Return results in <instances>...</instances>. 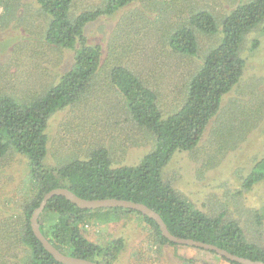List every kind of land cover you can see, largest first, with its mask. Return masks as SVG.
<instances>
[{
	"label": "trees",
	"instance_id": "16d2710c",
	"mask_svg": "<svg viewBox=\"0 0 264 264\" xmlns=\"http://www.w3.org/2000/svg\"><path fill=\"white\" fill-rule=\"evenodd\" d=\"M24 1L0 0V27L16 20L24 26L27 22V27L33 30L42 28L39 43L49 49H59L71 58L65 70L41 90L31 94L24 93L25 90L17 92V84L10 88L9 78L8 88L0 87V170L6 171L15 155L26 159L25 191L0 193L3 209L0 213V264H65L44 248L30 224V216L44 194L58 187L68 188L85 199L117 198L143 203L162 217L173 235L214 244L235 255L264 262V246L248 241L239 222L223 213L206 214L162 178L163 168L176 151L197 147L209 122L221 116L220 110L225 114L231 111L223 106L222 100L243 75L247 61L241 51L246 35L253 30L264 33V0L239 3V0H228L234 5L219 22L209 9L190 10L176 25L171 19L179 17L185 5L191 7L198 0H148L149 4L145 0H97L96 4L79 11L76 9L79 3L90 4L91 1L34 0V6ZM135 2H141V12L152 14L147 22L149 28L162 25L164 20L170 26L164 42L173 57H187L189 63L193 62L191 59L200 62L181 86L184 89L181 101L167 115L160 110V92L154 86L157 79H161L158 65L150 70L154 76L152 82L139 66L108 62L101 67L104 50L122 57L127 51L138 49H125L127 38L132 39L131 31L138 29L135 22L141 15L134 8H126ZM19 6L24 7L22 13L18 12ZM120 10L123 11L112 34L115 32L117 37L123 32L127 38L115 39L106 48L91 42L86 33L87 24ZM36 23L42 26L37 27ZM204 34L217 38L208 48L200 46V36ZM6 38L5 47L8 36ZM259 42L257 38L252 39L250 51L257 50ZM29 45L22 48L28 50ZM16 50L10 47L5 53L9 52L10 56ZM17 58L22 61L19 54ZM83 99L88 100L90 111L105 110L109 115H117L110 119L116 127H120L121 119L126 123L131 117V128L140 127L142 134L151 137L154 148L134 165L113 166L109 151L98 146L83 159L72 158L52 167L46 160L48 119ZM243 110L246 114L239 118L244 119L243 124L256 117L257 107L256 111ZM235 113L231 111L228 115ZM254 158L255 164L242 181L244 188L264 178V156ZM107 209L140 214L158 245L189 246L169 241L156 221L139 211L123 207ZM97 210L80 208L63 195H53L38 215L40 231L65 254L100 264H114L123 239L111 240V251L88 240L79 228ZM221 257L230 264H242Z\"/></svg>",
	"mask_w": 264,
	"mask_h": 264
},
{
	"label": "rangeland",
	"instance_id": "374dc122",
	"mask_svg": "<svg viewBox=\"0 0 264 264\" xmlns=\"http://www.w3.org/2000/svg\"><path fill=\"white\" fill-rule=\"evenodd\" d=\"M27 1L34 6V0ZM89 1L90 4L82 1L76 9L82 10L96 4L97 0ZM149 1L145 0V3L149 4ZM242 1L245 0H239L238 3ZM192 4L191 7L185 5L183 13L170 22H174L173 25L182 22L183 16L195 9H209L219 22L234 5L228 0H198ZM128 7L141 13L135 22L138 29L131 31L132 39L127 38L123 32L117 37L115 32L112 34L123 10L88 23L86 33L91 42L102 44L104 48L111 41L122 37L127 38L128 45L125 49L138 47L136 50L127 51L122 57L104 50L101 67L108 62L127 64L129 67L139 66L152 82L151 78L154 76L150 70L158 65V77L161 79H157L154 86L160 92V110L167 115L181 101L184 92L181 86L200 62L191 59L193 62L189 63L187 57H173V52L166 50L168 46L164 42L170 29L165 20L162 25L151 29L147 22L151 20L152 14L141 12V2L132 3L126 8ZM18 10L22 13L24 7L19 6ZM36 26L41 27L42 24L36 23ZM42 30H33L27 27V22L24 26L16 20L6 22L0 27L2 90L8 88L9 78L10 88L17 84V92L25 90L24 93L31 94L34 90H41L51 84L65 70L71 55L65 56L63 51L49 49L39 43V33ZM7 36L8 45L5 47L3 44ZM245 38L241 54L246 58L247 64L243 75L239 84L225 94L222 100L225 108L228 107L236 113L228 115L231 111L225 114L221 109V116L209 122L197 147L176 151L171 156L163 168L162 178L170 182L177 193L191 201L196 208L210 216L223 213L227 218L239 222L248 241L264 246V178L250 188L242 187L243 179L255 164L254 157L264 156V33L253 30ZM254 38L260 42L257 50L250 51L251 40ZM216 40L214 35H201L200 46L208 48ZM28 43L31 44L28 50L23 49ZM10 47L17 50L9 56V52L5 51ZM18 54L22 61L17 58ZM105 57H108L107 62ZM137 60L139 61L136 62ZM231 104H234L232 108ZM246 108L255 110L256 117L243 124L244 119L239 118L245 116L243 109ZM90 110L88 100L83 99L79 104L66 107L48 119L46 160L52 167L72 158L83 159L98 146L109 151L113 166L134 165L154 148L153 140L149 135L147 137L142 134L140 127L131 128V117L126 123L121 119L120 127H116L110 119H115L117 115H109L105 110ZM257 112H260L259 115ZM259 118L262 120L259 121ZM133 140L136 142L133 143ZM25 161L23 157L15 155L11 165L6 167L7 170H0V193L12 190L10 192L19 194L25 191ZM2 210L0 207V213ZM79 228L88 240L111 251V240L123 239L122 248L113 260L114 264H230L220 255L205 249L154 243L151 229L137 212L100 208Z\"/></svg>",
	"mask_w": 264,
	"mask_h": 264
},
{
	"label": "water",
	"instance_id": "95a60500",
	"mask_svg": "<svg viewBox=\"0 0 264 264\" xmlns=\"http://www.w3.org/2000/svg\"><path fill=\"white\" fill-rule=\"evenodd\" d=\"M53 195H63L69 201H71L72 203L83 209H100V208H113V207H123L127 209H133L139 211L143 215H146L154 219L158 224L162 235L171 242L194 246L200 249L212 250L215 251L217 255L224 256L229 260L236 261L242 264H264V262L261 260H251L249 258L235 255L214 244L205 243L203 241L194 240L192 238H184L173 235L168 230L166 223L164 222L162 217L152 208L148 207L143 203L127 200V199H117V198L85 199L76 195L68 188L58 187V188H53L44 194L39 205L35 207V209L33 210L30 216V224L34 235L41 241L44 248L47 249L55 257V259L65 264H100V263L90 259H85V258L75 257L65 254L59 251L56 247H54L48 241V239L42 234L39 228L38 215L44 208L47 200Z\"/></svg>",
	"mask_w": 264,
	"mask_h": 264
},
{
	"label": "clouds",
	"instance_id": "9594fccd",
	"mask_svg": "<svg viewBox=\"0 0 264 264\" xmlns=\"http://www.w3.org/2000/svg\"><path fill=\"white\" fill-rule=\"evenodd\" d=\"M114 14V13H113ZM112 15V14H111ZM105 16H108V15H105ZM103 17V16H102ZM100 18V17H99ZM98 19V18H97ZM96 20V19H95ZM92 22V21H91ZM48 155V145H47V153H46V156Z\"/></svg>",
	"mask_w": 264,
	"mask_h": 264
}]
</instances>
